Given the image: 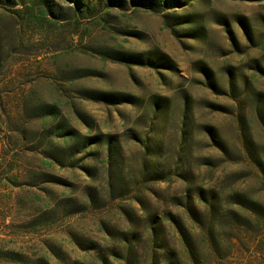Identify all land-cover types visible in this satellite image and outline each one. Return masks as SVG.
Returning a JSON list of instances; mask_svg holds the SVG:
<instances>
[{"label":"rangeland","instance_id":"rangeland-1","mask_svg":"<svg viewBox=\"0 0 264 264\" xmlns=\"http://www.w3.org/2000/svg\"><path fill=\"white\" fill-rule=\"evenodd\" d=\"M264 264V0H0V264Z\"/></svg>","mask_w":264,"mask_h":264},{"label":"trees","instance_id":"trees-1","mask_svg":"<svg viewBox=\"0 0 264 264\" xmlns=\"http://www.w3.org/2000/svg\"><path fill=\"white\" fill-rule=\"evenodd\" d=\"M168 264H170V263L168 262Z\"/></svg>","mask_w":264,"mask_h":264}]
</instances>
